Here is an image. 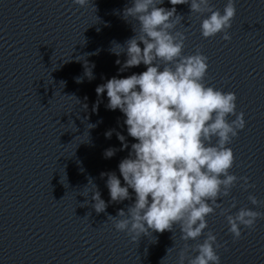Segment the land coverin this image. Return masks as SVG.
<instances>
[{
  "label": "water",
  "instance_id": "1",
  "mask_svg": "<svg viewBox=\"0 0 264 264\" xmlns=\"http://www.w3.org/2000/svg\"><path fill=\"white\" fill-rule=\"evenodd\" d=\"M210 3L222 12L226 0ZM128 6L130 0H89L84 6L0 0V264H176L185 245L187 264L208 230L216 237L219 264H264V0H234L229 40L221 33L201 36L207 13L168 0L157 5L175 7L173 31L185 37L182 55L198 49L207 58L203 82L234 93L235 111L244 120L226 145L234 157L229 172L238 179L217 197L220 206L205 217L201 236L189 241L180 240L173 225L133 242L108 218L126 211L135 196L129 188L128 199L109 203L101 173L120 178L117 165L135 140L127 135L123 114L106 108V96L95 88L112 76L145 70L141 63L118 71L126 55L110 51L137 31V22L123 16ZM117 133L127 146L121 148ZM109 147L115 151L106 158ZM94 190L106 204L99 213L92 206ZM249 194L260 203L252 205ZM241 207L262 215L251 229L240 226L241 236L233 240L225 216Z\"/></svg>",
  "mask_w": 264,
  "mask_h": 264
},
{
  "label": "clouds",
  "instance_id": "2",
  "mask_svg": "<svg viewBox=\"0 0 264 264\" xmlns=\"http://www.w3.org/2000/svg\"><path fill=\"white\" fill-rule=\"evenodd\" d=\"M168 2L188 4L192 13H207L200 21L202 37L221 33L222 39H230L227 29L235 14L234 0H226L222 12L213 10L210 0ZM72 3L84 6L89 0ZM160 4L162 0H130L123 16L137 22V31L123 46L110 48L117 56L121 51L126 55L118 71L141 63L145 70L112 76L95 88L98 96L102 92L106 96V108L123 114L127 135L135 140L128 156L117 165L120 178L114 172L101 173L107 176L109 203L128 199L129 188L134 193L126 211L118 209L115 217H108L114 229L125 232L133 242L141 234L170 230L173 225H178L182 241L201 236L207 227L205 217L220 206L217 197L226 196L238 179L229 172L234 157L226 145L244 127L243 114L235 111L234 93L205 85L207 58L198 49L182 55L185 37L173 31L179 18L174 15L176 9L158 7ZM85 74L91 78L90 69ZM229 115L234 119L227 120ZM110 135L111 130L105 132L106 137ZM117 139L121 148L127 146L123 135L117 133ZM114 151L109 147L103 155L111 157ZM239 179L244 181L243 187H249L246 177ZM247 199L252 205L260 203L252 194ZM92 200L96 212L104 211L106 204L98 191L92 192ZM261 215L247 207L226 215L233 240L241 236L240 226L251 229ZM203 234L202 242L191 248L195 254L187 258V264H219L215 235L211 230ZM187 249L185 245L179 250L176 264H185Z\"/></svg>",
  "mask_w": 264,
  "mask_h": 264
}]
</instances>
